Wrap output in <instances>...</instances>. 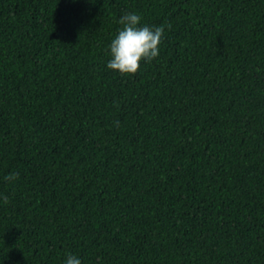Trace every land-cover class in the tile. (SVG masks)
Segmentation results:
<instances>
[{
    "label": "trees",
    "instance_id": "obj_1",
    "mask_svg": "<svg viewBox=\"0 0 264 264\" xmlns=\"http://www.w3.org/2000/svg\"><path fill=\"white\" fill-rule=\"evenodd\" d=\"M127 13L165 32L125 76ZM69 253L264 264V0H0V264Z\"/></svg>",
    "mask_w": 264,
    "mask_h": 264
},
{
    "label": "clouds",
    "instance_id": "obj_2",
    "mask_svg": "<svg viewBox=\"0 0 264 264\" xmlns=\"http://www.w3.org/2000/svg\"><path fill=\"white\" fill-rule=\"evenodd\" d=\"M119 23L123 26L110 44V55L107 67L121 75H135L141 68L142 62H151L160 54V45L164 40L165 27L140 26L141 16L135 13L123 15ZM167 27L171 29V24ZM117 125L119 122H116ZM18 174L12 173L6 180H15ZM8 203V198L4 197ZM65 264H82L80 258L68 254Z\"/></svg>",
    "mask_w": 264,
    "mask_h": 264
}]
</instances>
